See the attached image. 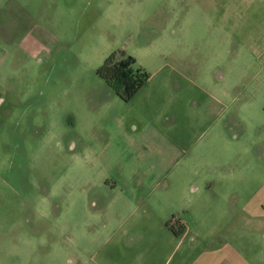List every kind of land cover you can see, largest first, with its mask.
<instances>
[{
	"label": "rangeland",
	"instance_id": "374dc122",
	"mask_svg": "<svg viewBox=\"0 0 264 264\" xmlns=\"http://www.w3.org/2000/svg\"><path fill=\"white\" fill-rule=\"evenodd\" d=\"M245 1L0 0V264L177 260L186 210L194 263L231 193L258 252L264 0ZM120 51L150 75L130 102L97 73Z\"/></svg>",
	"mask_w": 264,
	"mask_h": 264
},
{
	"label": "crops",
	"instance_id": "0c3cea01",
	"mask_svg": "<svg viewBox=\"0 0 264 264\" xmlns=\"http://www.w3.org/2000/svg\"><path fill=\"white\" fill-rule=\"evenodd\" d=\"M255 0H246L245 3L249 4L252 3ZM256 76H260L256 74ZM262 109L264 108V105L261 106ZM264 112V109H263ZM249 133V132H248ZM252 134V133H249ZM82 152L79 153L77 156L78 160L81 157ZM85 161L88 160V162L93 159V156L91 153L85 155ZM87 167V166H86ZM198 167H194L195 170H192V172L198 171ZM215 168V171H217L218 167H210L209 170L212 171ZM244 167H241L238 171H241V169ZM207 169V168H206ZM234 173V170L231 171ZM159 183V182H158ZM205 186L202 188L195 187L193 190V193L195 196L197 194H200V198L203 196L202 191H204L205 194H210L212 193V188L209 187V182L208 180L204 183ZM264 190V184L256 192L252 197L248 199V201L245 203L243 208H245L246 212L244 214V220L247 221V228L245 232H250L252 225L254 226V223H252V220H263L264 221V212L261 213L259 211H254L253 210V203L254 197H259V194L261 191ZM237 197V194H236ZM236 197L235 193H231L227 196V199L224 198V196L221 198L222 204L221 205V214L220 216L223 219V222L221 223L222 227L217 228L215 232L219 233V242L215 244L213 239L211 240L209 245L205 246V249L203 250L202 254L194 261V263L190 260V249L191 245L194 243L199 242L200 244H204L203 242L197 240V236L200 237L198 234L200 231V225L197 224V229L196 228H191V225L189 223V216L190 211L186 210L185 212V217L186 219L184 220H174L172 223V226L174 227L176 233L174 230L171 231V227L168 228V233L172 236V239L176 242L178 250L180 248H185L182 250V256L175 260V250L174 252H171V257L168 259L166 263L163 264H255L253 260L256 259L258 256L261 259V264H264V227H263V233H262V244L263 246L260 247L258 252L255 249V246H251L249 244H241L238 243L241 238H244L247 233L240 234V233H234L233 231L231 232L230 227L233 224V222L238 220V212L235 209V205H231V203H236ZM260 198V197H259ZM261 199V198H260ZM227 200V201H226ZM262 202H264V196L263 199H261ZM227 205L229 208H227ZM225 206V207H224ZM188 211V212H187ZM252 221V222H251ZM166 230V231H167ZM232 233V234H231ZM179 234V235H178ZM251 237L248 236L247 238ZM186 243H189L187 246H185ZM216 245V246H214ZM249 253H251V258L249 256ZM256 253V254H252ZM172 260V261H171ZM70 263H73V260H70Z\"/></svg>",
	"mask_w": 264,
	"mask_h": 264
},
{
	"label": "trees",
	"instance_id": "16d2710c",
	"mask_svg": "<svg viewBox=\"0 0 264 264\" xmlns=\"http://www.w3.org/2000/svg\"><path fill=\"white\" fill-rule=\"evenodd\" d=\"M97 73L114 88L116 95L124 102L133 100L150 79L145 70L135 67L134 58L125 51L113 53ZM167 226L174 230L172 222Z\"/></svg>",
	"mask_w": 264,
	"mask_h": 264
}]
</instances>
